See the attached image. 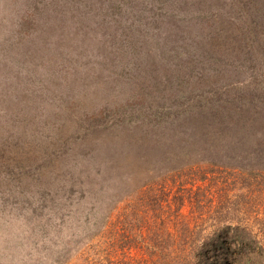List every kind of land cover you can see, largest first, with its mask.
<instances>
[{"label": "rangeland", "instance_id": "obj_1", "mask_svg": "<svg viewBox=\"0 0 264 264\" xmlns=\"http://www.w3.org/2000/svg\"><path fill=\"white\" fill-rule=\"evenodd\" d=\"M251 115L264 0H0V264H174L143 235L193 219L182 186Z\"/></svg>", "mask_w": 264, "mask_h": 264}, {"label": "trees", "instance_id": "obj_2", "mask_svg": "<svg viewBox=\"0 0 264 264\" xmlns=\"http://www.w3.org/2000/svg\"><path fill=\"white\" fill-rule=\"evenodd\" d=\"M251 117L248 124L240 125L242 135L236 142L223 139L230 138L233 121L218 124L220 132L209 140L211 143H207L209 152L216 150V155H213L216 159H204L199 163V166L205 164L208 167L197 171L199 173L192 172L191 186L183 185L180 191L181 194L183 192L182 199L196 203L190 210L193 219L177 221L174 235L162 230L161 233L153 231L146 238L142 234L146 242L140 245L146 253L161 257L167 246L174 256V264H264V128L256 131L255 117ZM193 132L189 133L191 139L202 141L206 137L202 131ZM259 132L261 137L257 138L256 133ZM180 150L184 151L185 147H180ZM174 154L178 151L169 155ZM152 162L149 166L155 168ZM182 167H169L166 171ZM197 180L206 184L195 187ZM163 187L166 188L165 185ZM138 188H141L139 196L149 188L156 190L155 184H142ZM180 195H175L173 203H179L174 204L175 208L173 204L168 205L170 214L181 215L185 201H176ZM159 197L152 193L148 199L150 203H162ZM139 200L136 202L138 208L147 204ZM132 215L136 216V221L142 218L138 212H132ZM129 240L124 247L132 246L128 245L132 242Z\"/></svg>", "mask_w": 264, "mask_h": 264}]
</instances>
